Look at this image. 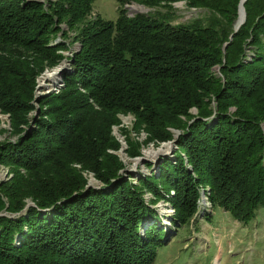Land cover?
<instances>
[{
    "label": "trees",
    "instance_id": "trees-1",
    "mask_svg": "<svg viewBox=\"0 0 264 264\" xmlns=\"http://www.w3.org/2000/svg\"><path fill=\"white\" fill-rule=\"evenodd\" d=\"M138 1L154 9L127 15L129 0H117L114 19L96 13L83 24L93 0L45 9L0 0V111L15 135L0 140V163L11 171L0 180V264H150L171 232L152 205L169 188L173 229L189 222L198 183L208 184L211 207L238 221L264 206V0L242 1L233 32L238 0H184L205 14L174 23L176 0ZM62 19L78 27L80 47L27 127L35 76L61 57L51 32ZM125 112L143 142L178 130L173 158L136 182L120 172L110 133ZM124 140L125 153L138 155L140 143ZM84 171L97 186H85Z\"/></svg>",
    "mask_w": 264,
    "mask_h": 264
},
{
    "label": "rangeland",
    "instance_id": "rangeland-1",
    "mask_svg": "<svg viewBox=\"0 0 264 264\" xmlns=\"http://www.w3.org/2000/svg\"><path fill=\"white\" fill-rule=\"evenodd\" d=\"M41 6L47 8L49 2L54 0H37ZM117 0H93L92 10L82 21H91L96 13L105 19H114L117 14ZM125 12L131 15L134 12H149L154 8L144 5L138 0L124 2ZM164 10V7H158ZM173 16L171 22H185L195 17H202L205 14L204 8L188 7L184 0L171 2ZM239 10V9H238ZM242 11V9H241ZM239 19L238 14H236ZM238 21V20H237ZM236 22V21H235ZM58 30L52 31L53 43H63L58 49L61 57L56 64L44 67L34 79L32 88V107L28 110L29 127L33 123V117L38 116L39 100L41 95L50 92H57L63 85L61 73L71 68L72 55L80 47L78 38V27H68L65 20H59ZM250 51H246L245 59L251 56ZM217 72V66H213ZM80 91H84L79 88ZM44 107V105L42 106ZM195 111L194 107L190 108ZM118 121L111 123L110 133L119 142V148L114 152L124 166L121 173L136 182L137 175L157 174V165L162 161V157L173 158V151L178 150L175 144L177 129H171V138L161 140L157 143L151 141L143 142L144 132H135L132 129L134 116L130 112L117 113ZM26 127V128H27ZM264 128V125H263ZM9 116L6 112L0 111V140H14L15 135L10 134ZM137 140L139 144V154L134 156L127 155L123 150L126 146L124 138L126 136ZM181 154H183L181 152ZM142 156L145 159L138 158ZM148 163V164H147ZM77 165V164H76ZM166 167L170 165L165 162ZM87 176V182L91 186H97L98 181L90 172H83ZM11 175L8 166L0 163V180L7 179ZM87 186V185H85ZM208 184L198 183V196L195 201L194 212L187 224L174 228V207L170 204L168 196L173 193L169 188L166 194L158 198L152 205L157 208L158 214L154 217L157 224L169 232L167 239L161 242L157 248L153 260L150 264H264V206H258L253 218L246 222L234 219L227 211L219 206L211 207L208 199ZM144 198L150 196L149 192H144ZM164 234V233H163ZM163 239V235L161 237Z\"/></svg>",
    "mask_w": 264,
    "mask_h": 264
},
{
    "label": "water",
    "instance_id": "water-1",
    "mask_svg": "<svg viewBox=\"0 0 264 264\" xmlns=\"http://www.w3.org/2000/svg\"><path fill=\"white\" fill-rule=\"evenodd\" d=\"M239 2H240V0H238V3H237V10H236V13H238ZM241 8H242V16H241V18L237 21V23H234V22H233L232 32L235 31L236 28L238 27V25L244 20V9H243V5H242V4H241ZM236 17H237V15H236ZM232 32L229 33V35H228V38H229V39H230V37H231V35H232ZM226 42H227V41H225V42L223 43V46H222L223 48H224ZM134 157H135V156H134ZM137 157H138V158H141V160H142V159H145V158L142 157V156H137ZM85 185H89V184L86 183ZM166 234H167V232L165 231L163 237H165Z\"/></svg>",
    "mask_w": 264,
    "mask_h": 264
},
{
    "label": "bare ground",
    "instance_id": "bare-ground-1",
    "mask_svg": "<svg viewBox=\"0 0 264 264\" xmlns=\"http://www.w3.org/2000/svg\"><path fill=\"white\" fill-rule=\"evenodd\" d=\"M242 1H243V0H241V1L239 2V7H238L239 10H238V13H237L238 16H239V19H240L241 16H242V13H241V12H242V11H241V9H242V8H241ZM239 19L237 18V20H239ZM237 20H235L236 22L234 21V23H237Z\"/></svg>",
    "mask_w": 264,
    "mask_h": 264
}]
</instances>
